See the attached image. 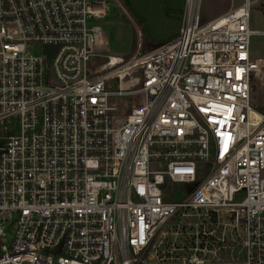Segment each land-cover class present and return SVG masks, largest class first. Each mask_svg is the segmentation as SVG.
Wrapping results in <instances>:
<instances>
[{"label":"built area","instance_id":"2783aa9c","mask_svg":"<svg viewBox=\"0 0 264 264\" xmlns=\"http://www.w3.org/2000/svg\"><path fill=\"white\" fill-rule=\"evenodd\" d=\"M200 5L100 62L105 0H0V264H264V0Z\"/></svg>","mask_w":264,"mask_h":264},{"label":"rangeland","instance_id":"374dc122","mask_svg":"<svg viewBox=\"0 0 264 264\" xmlns=\"http://www.w3.org/2000/svg\"><path fill=\"white\" fill-rule=\"evenodd\" d=\"M105 1L109 4L107 15L103 18H92L89 21V25L98 24L102 27L104 45L99 49L100 62L105 61L107 55L130 58L138 45V27L145 35L148 31L158 37L169 33L172 29V19L166 16V9L180 6L183 0ZM239 2L241 0H201V18L203 21L211 20ZM165 3L168 5L167 8L164 6ZM251 29L255 31L251 38V56L252 58L264 57V6L258 5L253 8ZM141 49L145 51L144 47ZM100 62L93 61V64L96 66ZM136 76H140L139 73ZM124 86L131 89L140 87V85H135L132 78H129ZM144 102L143 93L117 100L122 113ZM251 104L257 109L264 108V72L253 82ZM181 195L182 193H178L174 199L182 198Z\"/></svg>","mask_w":264,"mask_h":264},{"label":"crops","instance_id":"0c3cea01","mask_svg":"<svg viewBox=\"0 0 264 264\" xmlns=\"http://www.w3.org/2000/svg\"><path fill=\"white\" fill-rule=\"evenodd\" d=\"M184 2H185V0L182 1L180 6L169 7V8H167V6H168L167 3L164 4V6L167 8L166 9V16L168 18L172 19V21H171L172 29H171V31L169 33L158 37L155 34H153L151 31H148V32H146L147 35H145V34H142L140 28L138 27V30H139L138 31V45H140L141 48L144 47L145 51H148L150 49H153V48L157 47L158 45H160L162 43L168 42V41L173 40L174 38H176L177 35L179 34L180 27H181V24H182V12H183L184 7H185V3ZM223 13L224 12H221L216 17H218L219 15H221ZM216 17H214V18H216Z\"/></svg>","mask_w":264,"mask_h":264},{"label":"trees","instance_id":"16d2710c","mask_svg":"<svg viewBox=\"0 0 264 264\" xmlns=\"http://www.w3.org/2000/svg\"><path fill=\"white\" fill-rule=\"evenodd\" d=\"M259 111H261V112H264V108H260V109H258Z\"/></svg>","mask_w":264,"mask_h":264}]
</instances>
